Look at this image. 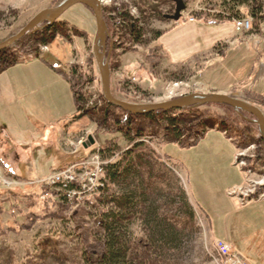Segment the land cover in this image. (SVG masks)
I'll return each mask as SVG.
<instances>
[{"label": "rangeland", "instance_id": "374dc122", "mask_svg": "<svg viewBox=\"0 0 264 264\" xmlns=\"http://www.w3.org/2000/svg\"><path fill=\"white\" fill-rule=\"evenodd\" d=\"M63 1L0 0V42L20 31L41 10L57 7ZM100 1L104 5L106 22L108 24L109 20L110 23L108 28L111 38L108 42L111 50V89L116 98L138 104L160 103L211 91L206 83L202 82L204 78H197L195 73L206 58L194 59L195 62L186 66L173 67L166 64V61L181 60H166L162 55L157 33L164 32L173 22L164 16L174 14L175 0ZM184 1L186 9L183 16L179 22H175V30L166 33L167 39L179 36L183 41H192L193 35H188L187 31L190 22L185 21V17H196L199 13L210 12L213 9L211 10L213 15L223 13L235 19L250 20L252 30L242 33L241 36L253 35L256 38L251 39L259 40L258 45L264 50V0ZM255 7L261 10L262 19L259 23L251 16V10ZM59 20L61 25L49 32L47 44L39 42L40 36H36L39 33L37 32L26 36L8 49L19 62L53 54L61 63L60 68L66 73L71 72V67H77L82 78L76 83H81L80 87L86 93L88 103L85 109L90 112L80 119L81 121H75L73 128L70 129L68 142L64 145L66 148L64 149L68 150L70 155L66 160L71 163L58 169L52 163H41L35 181L20 178L22 184L16 187V191L0 188V264H99L93 244L94 239L100 235L98 213L101 204L98 199L102 197L101 194L91 196L76 206L65 207L59 202L62 197L59 191L45 186L43 182L55 171L89 160L93 154L90 150L104 147L110 141L118 145L117 153L121 155L135 142L145 141L152 145L155 151L154 158L148 156L146 161L151 165L149 183L153 195L156 198L174 195L178 199L176 196L178 190L183 187L191 195L198 209L192 225L186 224L190 246L185 254L184 264H218L216 252L218 240L214 238L212 232L216 233L215 236L223 233L224 227L220 231L223 219L221 212L225 210L228 202L241 200L238 195L232 194L238 188L234 186L235 180L242 179L243 174L244 180L240 187L244 194L249 195V201H245V204L264 196V141L260 137L258 126L253 122L254 118L244 113L242 119L234 110L220 105H207L190 109L189 112L187 109L170 111L168 115L159 114L152 119L135 118L132 130L138 128L141 136H136L135 130L134 132L130 130L132 142L122 134L105 133L98 127L102 110H110V113L116 114L119 118L124 116L118 109H107V102L103 100L100 76L92 52L96 32L95 17L91 10L77 5L66 11ZM126 20L141 32L139 43L134 42L129 36ZM172 25L174 26V23ZM200 25L209 26L198 21L193 26L197 28L201 27ZM217 29H212V33L210 30H202L201 37L199 35L197 37L201 38V41L203 38L216 37ZM219 29L220 36H229L235 31L232 22L224 24ZM252 45L253 42L247 46L250 49ZM192 46L190 50L194 51ZM40 47L46 48L45 53ZM109 50L107 47L108 52ZM246 53L245 50L242 53L243 60L247 56ZM150 55L158 59L155 57L153 59L156 61L151 60ZM261 61H264V55ZM218 67L227 70L221 64ZM202 76H205V73ZM254 79L255 75L251 79H245L244 84L252 87ZM261 83L262 80L258 81L256 86ZM135 87L140 89L139 94H132ZM253 96L248 98L254 101ZM171 117L176 120L171 124V128L166 130L168 118ZM175 127L178 130H174ZM176 132L179 133V138L176 137ZM90 136L94 139L95 145L88 152L85 147L81 148L83 145L81 146L80 142L86 143ZM229 140L232 145L228 143ZM181 144L195 145L182 148ZM233 144L237 148L236 155ZM164 155L177 160L182 166L166 165L162 159ZM142 161L144 163V156ZM136 169L144 174L143 165ZM3 173L5 174V171ZM9 179L15 178L9 176ZM44 190L49 192L43 194ZM15 194L17 197L13 196ZM33 194L38 195L32 198L35 199V206L30 207L32 205L30 197ZM55 201L57 204H53ZM20 224L24 227H20ZM136 232L142 233L140 230Z\"/></svg>", "mask_w": 264, "mask_h": 264}, {"label": "crops", "instance_id": "0c3cea01", "mask_svg": "<svg viewBox=\"0 0 264 264\" xmlns=\"http://www.w3.org/2000/svg\"><path fill=\"white\" fill-rule=\"evenodd\" d=\"M189 19L185 17V21L190 22ZM172 23L158 43L164 59L181 61H166V64L173 67L186 66L204 57L206 60L195 73L197 78H204L202 82L211 90L207 93L242 98L264 96V61H261L264 50L260 49L259 40L251 39L256 37H244L236 31L229 36H220L219 28L224 25H200L196 28L193 26L196 23L194 21L187 25L190 26L188 35H193L192 41H183L179 36L167 39L166 33L176 28V23ZM214 28H218L216 37L200 40L202 30H210L212 33ZM252 42L249 49L247 45ZM219 44L225 47L223 57L214 50ZM191 46L194 51L190 50ZM244 50L247 56L243 60ZM220 64L227 70L219 68ZM51 65L61 66L53 54L20 62L0 74V163L5 174L34 180L38 177L41 163H52L56 169L71 163L66 160L70 155L64 145L68 142L72 125L76 123V105L69 82L55 72ZM204 73L205 76H202ZM254 75L252 87L244 84L245 79H251ZM261 80L262 83L256 86ZM228 143L232 145L230 140ZM232 147L236 155L237 148L234 144ZM62 159H65L64 162ZM243 180L242 174V179L235 180L234 186H242ZM227 204L226 211L221 212L223 219L220 231L222 227L224 231L219 236L212 232L214 238L229 243L235 255L245 263L264 264V199L247 204L234 200Z\"/></svg>", "mask_w": 264, "mask_h": 264}, {"label": "trees", "instance_id": "16d2710c", "mask_svg": "<svg viewBox=\"0 0 264 264\" xmlns=\"http://www.w3.org/2000/svg\"><path fill=\"white\" fill-rule=\"evenodd\" d=\"M211 10L210 12L205 11L197 14L194 19L209 25H224L237 20L233 16L223 13L213 15ZM260 14L261 10L258 9V7L251 10V16L256 23H259L262 19ZM107 21L108 24H110L109 20ZM125 23L129 36H131L134 42L139 43L142 37L141 32L138 31L133 24L131 25L128 23L127 20ZM120 24L122 25V23ZM59 25H61L60 20L55 22L52 26L39 31L36 35L40 36L39 42L47 44V35L49 32L58 28ZM163 33L164 32L157 33V41H159ZM107 47L109 50L110 42L107 43ZM159 47L161 49V45H159ZM223 49H225V47L221 44L214 48L215 52L221 57L225 54ZM155 57L154 55H150L151 60L156 61L153 59ZM156 59H158V57H156ZM19 63V60L11 55L9 49L0 51V74ZM51 67L55 72L67 80L71 86L77 110L74 120L77 121L87 116V113L90 112L85 109L88 98L80 87L81 83H76V81H79V78H82L81 74H78L77 67H71L70 73H66L58 65H51ZM129 80L132 81V79ZM140 92V89L135 87L132 94H139ZM253 97L254 101L250 100L248 97L245 100L264 111V96L254 95ZM223 107L233 110L227 106ZM106 108L118 109L124 117L122 118L121 116V118H119L116 114L110 113V110H102L101 118L98 120V127L102 128L107 134H122L128 141L133 139L130 130L133 128L132 124L135 118L146 117L152 119L156 115H168L170 112L160 111L142 116H134L107 103ZM187 110L188 112L191 111L190 109ZM243 114L244 113H241L240 115L238 113L239 118L243 119ZM175 120L176 119L173 117L168 118V127L166 130L171 128L170 126ZM134 130L135 129L132 131L134 132ZM174 130H178L177 127H175ZM135 133L136 136L140 135L138 128H136ZM176 134V137L179 138V133L176 132ZM148 144L145 141L135 142L133 146L124 151L122 155L117 153L119 147L112 141L106 146L98 149L90 150L91 147L87 149L88 152L90 150L91 154L99 150L106 161L105 188L100 193L102 197L98 199L101 204L98 213L100 235L94 239L93 244L94 252L98 255L97 262L99 264H184L185 254L188 252L190 246L188 240L190 237L186 234V224L192 225L195 221L196 211H198V209L191 195L183 187H180L178 190L176 195L178 199L174 197V195L160 196L157 198L153 195L149 183L152 170L150 163L147 162L146 159L149 158L148 156L154 158L155 151L151 147L152 145ZM193 145L190 144L189 146ZM189 146L181 144L182 148ZM81 148L84 149V147ZM143 156L144 163L142 161ZM162 159L166 165L173 164L176 166L179 165V167L182 166L177 163V160H174L170 156L164 155ZM139 165L144 166V174L136 169ZM0 168L3 169L1 163ZM6 174L13 177L8 173ZM13 178L20 180L18 177ZM44 191L43 194L49 192L47 190ZM36 195H31L30 203L32 205L30 207L35 206V199L32 198ZM13 196L17 197L16 194ZM64 200L65 199L61 197L59 202L65 205V207H68L70 204ZM177 200H179V202H177ZM20 203L25 204L23 201H20ZM26 204L28 203L26 202ZM53 204H57V202H53ZM176 204L179 206L175 207ZM23 224H20V227H24ZM138 230L142 232V235L136 232ZM217 255L218 264H225L219 254Z\"/></svg>", "mask_w": 264, "mask_h": 264}, {"label": "water", "instance_id": "95a60500", "mask_svg": "<svg viewBox=\"0 0 264 264\" xmlns=\"http://www.w3.org/2000/svg\"><path fill=\"white\" fill-rule=\"evenodd\" d=\"M175 3L176 8L174 14L165 15L164 17L167 20L179 22L186 9V4L184 0H175ZM77 5L88 8L95 17L96 32L93 39L92 52L100 76L102 94L107 104L134 116H142L160 111L169 112L193 109L207 105L227 106L240 115L241 113H245L252 116L254 118L253 122L258 126L260 137L264 141V112L258 106L245 99L221 93H195L160 103L138 104L116 98L111 89V50H109V52L107 51V42L110 40L111 35L104 17V5L100 0H64L57 7L41 10L20 31L5 41L0 42V51L7 50L26 36L35 34L44 28L52 26L66 11ZM94 145L95 141L92 136H90L83 146L85 149H88Z\"/></svg>", "mask_w": 264, "mask_h": 264}, {"label": "built area", "instance_id": "2783aa9c", "mask_svg": "<svg viewBox=\"0 0 264 264\" xmlns=\"http://www.w3.org/2000/svg\"><path fill=\"white\" fill-rule=\"evenodd\" d=\"M189 20L190 22L195 21L193 17ZM234 24L235 30L239 35L252 30V23L248 19H237ZM40 48L45 53L46 48ZM80 144L82 146L83 141ZM72 146L75 148L74 145ZM105 166L106 161L99 150H97L90 156L89 160L71 164L61 171H55L43 183L45 186L57 189L63 199H65L64 201H67L71 206H76L77 203L80 204L89 197L100 194L105 188ZM6 176L0 168V188L16 190V187L22 184L20 180L9 179V176ZM7 179L9 180L7 181ZM232 194L241 198V204L249 201V195L244 194L241 187L234 190ZM259 199H264V196H260ZM216 250L225 264H247L235 255L231 245L225 241H217Z\"/></svg>", "mask_w": 264, "mask_h": 264}, {"label": "bare ground", "instance_id": "6f19581e", "mask_svg": "<svg viewBox=\"0 0 264 264\" xmlns=\"http://www.w3.org/2000/svg\"><path fill=\"white\" fill-rule=\"evenodd\" d=\"M183 97V96H182ZM173 100V99H172ZM168 101H170V100H168ZM114 107V106H113ZM117 108V107H116ZM252 199V198H251ZM253 200H260L259 198H255V199H252L251 201H253Z\"/></svg>", "mask_w": 264, "mask_h": 264}]
</instances>
